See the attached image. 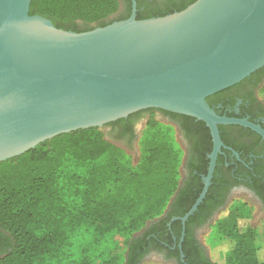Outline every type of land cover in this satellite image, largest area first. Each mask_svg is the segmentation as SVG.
Masks as SVG:
<instances>
[{
    "label": "trees",
    "instance_id": "16d2710c",
    "mask_svg": "<svg viewBox=\"0 0 264 264\" xmlns=\"http://www.w3.org/2000/svg\"><path fill=\"white\" fill-rule=\"evenodd\" d=\"M193 1L182 0L176 10L162 15ZM130 3L127 0L128 10ZM119 5L120 0H30L29 14L44 16L57 28L82 32L113 21L108 18ZM154 16L138 14L136 18ZM263 70L264 65L249 76ZM260 96L264 99V83ZM163 111L193 139L192 149L200 159L190 164L192 173L183 193L177 192L183 151L175 140V127L154 119L153 113L138 141L136 162L103 130L125 123L129 115L101 127L58 134L0 161V264H95L94 255L82 256L73 249V236L83 228L92 234L90 246L97 250L112 237H123L120 251L108 250L100 264H140L151 243L156 249H167L178 264H213L190 225L195 220L202 223L222 204L220 184L226 179H212L197 210L187 218L180 242L181 222L172 218L182 216L201 191L199 174L206 172L205 155L212 142L203 121ZM240 167L244 169L239 165L237 171ZM229 168L221 163L217 171L229 175ZM250 216L249 203L235 198L209 224L226 242L227 264H264V248L255 242L256 227L240 223Z\"/></svg>",
    "mask_w": 264,
    "mask_h": 264
},
{
    "label": "water",
    "instance_id": "95a60500",
    "mask_svg": "<svg viewBox=\"0 0 264 264\" xmlns=\"http://www.w3.org/2000/svg\"><path fill=\"white\" fill-rule=\"evenodd\" d=\"M29 3L0 0V161L145 108L194 117L209 128L213 145L201 192L174 218L184 228L225 147L218 124L264 137L259 125L219 115L206 101L264 65V0H195L143 19L132 0L127 18L82 32L29 14Z\"/></svg>",
    "mask_w": 264,
    "mask_h": 264
},
{
    "label": "flooded vegetation",
    "instance_id": "af4514ba",
    "mask_svg": "<svg viewBox=\"0 0 264 264\" xmlns=\"http://www.w3.org/2000/svg\"><path fill=\"white\" fill-rule=\"evenodd\" d=\"M180 1L182 0H135V15L137 16L140 14L141 16L146 17L147 15L152 14L159 16L169 11L176 10ZM130 2L129 11L127 9V0H120L118 11L114 15L110 16L108 20L120 19L124 15L129 16L132 11V0H130ZM78 29L83 30L84 27L80 26ZM263 83L264 70L263 74L261 72L255 76L248 75L242 80L209 95V103L219 115L244 118L259 125L264 130V99L260 96V89ZM154 112H161L166 120L175 127L177 132L178 140L183 151L181 165L179 168L180 179L177 192L180 191V193H183L192 173L190 164H196L200 161V159L197 152L192 149L193 139L186 135L185 131L179 126V123L172 120L162 109L145 108L137 110L129 114L130 117L125 123L117 122L113 125H107L105 127L106 132L109 133L111 137H114L112 140H114L116 144L124 147L128 151L133 150L136 145L142 123L145 122L147 117ZM127 117L128 116L124 118ZM218 130L225 147H221V151L217 154L209 186L212 184V179L214 177L217 179H226V181H223L220 184L221 187L223 186L221 191V195L223 194V202L215 209H212L210 214L203 220L202 223L195 220L190 225L194 238L204 249L206 255L208 254L200 240L199 234L205 230L206 226L217 218L218 214L225 207H227L233 199L245 196L248 200L257 204V209L264 211V137L255 130L240 124H218ZM212 145L210 151L205 155L208 159L206 172L199 174L202 187L203 177L206 176L209 166V154L212 150ZM221 163L225 168L230 167L228 169L229 175L217 171L218 167L221 166ZM239 165H242L244 169L240 167L239 171H237ZM225 170L226 169H223V172H226ZM252 177L257 178L255 180L256 182L252 180ZM196 210L197 209L194 211ZM174 218L175 217H173L172 220H175ZM185 222L184 228L181 222L180 242L183 240ZM173 240H175V237H173ZM173 248L174 247L172 246L171 249ZM150 256L156 257V260L163 263L178 264L177 259L174 256H170L167 249H156L154 243L150 244L144 258ZM180 258L183 260V256H180Z\"/></svg>",
    "mask_w": 264,
    "mask_h": 264
},
{
    "label": "rangeland",
    "instance_id": "374dc122",
    "mask_svg": "<svg viewBox=\"0 0 264 264\" xmlns=\"http://www.w3.org/2000/svg\"><path fill=\"white\" fill-rule=\"evenodd\" d=\"M153 118L156 120H159L160 122L171 124L166 120V118L163 116L161 112H154ZM147 119L141 125L134 149L130 151L126 149L127 153L131 157L132 162H136L137 159L139 158L138 141L142 136V132L146 126ZM103 130L106 131V128L104 127ZM174 137H175V140L179 143L176 131L174 133ZM239 198L241 200L247 201L251 207L250 218L242 219L240 220V223H249L256 227L257 235H256L255 242L259 247L264 248V211L261 209H257V204L248 200L247 197L241 196ZM199 237H200V240L203 246L205 247L207 251L209 258L213 262V264H227L226 259H225L226 242L222 241L220 233L212 230L208 225L205 227V230L199 234ZM91 238H92V234L87 232V229L83 228L82 230H79L73 236V241H74L73 249L74 251L79 250L80 251L79 254H82V256L94 255L95 258H97L95 264H100L103 258L108 256V250L112 249L114 252H118L123 246V237L114 236L110 239V242L108 244L106 243L104 245L102 249L97 250L96 247L90 246V243L92 241ZM156 259L157 258L154 256L146 257L143 259V261L140 264H166Z\"/></svg>",
    "mask_w": 264,
    "mask_h": 264
}]
</instances>
